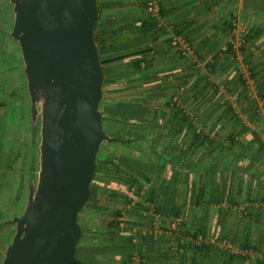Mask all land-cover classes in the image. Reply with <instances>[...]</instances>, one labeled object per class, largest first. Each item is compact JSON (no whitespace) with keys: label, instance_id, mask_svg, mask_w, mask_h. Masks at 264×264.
<instances>
[{"label":"crops","instance_id":"crops-1","mask_svg":"<svg viewBox=\"0 0 264 264\" xmlns=\"http://www.w3.org/2000/svg\"><path fill=\"white\" fill-rule=\"evenodd\" d=\"M160 1L165 21L174 25L177 33L193 42L204 66L198 67L173 51L168 38L152 25L145 10V0H98L100 12L96 36L105 47L100 59L105 62L109 76L124 78L126 82L121 91L108 92L104 89L103 101L140 105L144 113L131 128L134 131L141 129L137 133L141 139H130L131 144L114 149L113 155L130 159L131 170L139 173L146 196L155 187L153 181L150 183L144 179L145 176L155 179L160 175L167 179L172 175L171 181L164 180L155 188V202L162 203L165 217H169L172 207L181 209L183 213L192 211L195 217L187 221L194 229L201 225L210 228L217 222L223 227V234L228 235L231 233L228 227L234 223L235 217H226L227 211L249 209L257 219L253 217L251 221L237 217L235 224L242 228L231 230V234L244 239V226H264V215L259 214V211H263L260 205L264 201V152L256 151L254 146V150L251 149L250 133L244 134L238 148L230 152L214 150L208 142L197 148L200 143L194 138L191 122H183L175 117V109L170 106V101L178 98L189 117L195 116L200 128L211 138L218 130L230 132L242 128L228 115L226 100L229 93L241 90L242 74L247 69L251 76L255 75L257 86L262 90L264 88V25L259 23L260 16L264 15V0ZM239 23H250L253 31L248 41L242 37V45L235 52V64L229 56L220 57L219 50L238 31ZM137 62H140V68H136ZM0 72V119L3 118L0 123L8 134H12L10 140L0 141V145L6 146L7 152L14 155L10 165L4 168L0 166V174L7 176L5 186L10 188L13 182L8 178V171L19 154L17 146L20 141L13 134L18 127L14 125L17 120L8 119L12 113H4L5 106L11 107L13 104L14 95L4 86L7 72ZM220 86L225 87L228 93H218L215 88ZM242 108L247 109L248 105L242 104ZM244 115L250 119V130L259 135L258 130L264 128V118H257L255 109L244 112ZM170 147H175V150H166ZM142 149L144 154L139 152ZM160 149L163 151L160 152ZM163 152L172 158L164 160ZM249 164L252 168H249ZM18 179L16 198L21 195L23 186V177ZM3 190L6 192L5 188ZM221 200L222 204L219 203ZM136 213L137 219L132 218L136 225L146 228L144 219L149 220L151 225L145 211ZM139 217L143 219L139 220ZM104 223L101 221L100 225L107 226L110 222ZM209 230L208 234L212 235ZM178 242V236H167L163 230L145 238L137 245L144 258L143 264H213L217 258L218 253L216 251L214 254L213 250L193 252L187 257L189 251L185 253ZM119 243L116 241V248L113 244L94 239V246L102 253L107 249L108 252H117ZM253 246H256L253 247L256 251L263 250L257 244ZM242 251H249L253 256L251 250ZM225 254H228L227 251L220 254L219 264L227 263ZM235 256L244 259L236 261V264H242L247 257ZM120 258L113 259L111 264H123ZM257 264L263 263L258 259Z\"/></svg>","mask_w":264,"mask_h":264},{"label":"water","instance_id":"water-1","mask_svg":"<svg viewBox=\"0 0 264 264\" xmlns=\"http://www.w3.org/2000/svg\"><path fill=\"white\" fill-rule=\"evenodd\" d=\"M38 135V173L1 264H77L78 215L91 197L109 136L100 105L105 72L95 40L98 0H8Z\"/></svg>","mask_w":264,"mask_h":264},{"label":"rangeland","instance_id":"rangeland-1","mask_svg":"<svg viewBox=\"0 0 264 264\" xmlns=\"http://www.w3.org/2000/svg\"><path fill=\"white\" fill-rule=\"evenodd\" d=\"M246 6L248 4H245ZM260 25H264V15L262 14L259 19ZM250 24V23H249ZM13 26V7L9 4L8 0H0V70H3L4 72H7L5 77H6V86L8 90L13 93V104L11 107H6L5 106V111L4 113H12L9 115L8 119H12L13 121L17 120V128L16 130L13 131V134L19 139L20 143L17 146V149L19 151V154L16 157V160L12 162L11 165V170L8 171V178L12 179L11 182H13V185L9 188H7L6 182L7 176L5 177V174H0V197L2 198L3 201L0 202V264L4 260L5 257V252L7 250V247L11 244V241L13 239V236L15 234V226L11 224V221L15 217H19L22 215L24 207L27 202V194H28V185L29 182L32 178H37V173H38V157H39V151H38V142H39V135L36 133L34 134V126L31 124L30 120V108H29V98L27 95V84H26V78L25 75L22 71L23 67V59H22V54H21V49L19 47V44L10 36V32L12 30ZM261 35V33H260ZM264 35V32H263ZM7 38V41H6ZM6 41V42H5ZM3 73V72H2ZM1 75V72H0ZM1 78V77H0ZM6 116V115H5ZM3 119V118H2ZM0 119V121H2ZM250 120V119H249ZM0 141L3 143L7 141V139L11 138L12 134H8L5 131V127L3 124L0 123ZM264 127V124H262ZM118 127L116 126V129ZM119 129V128H118ZM106 130H109L108 126ZM257 130V128H256ZM141 132V129L138 130ZM137 130L131 131V134L126 136V134H123V138L126 139H134L135 137L138 136L137 133H139ZM260 133L259 134H264V128L258 130ZM144 132V131H143ZM225 132V131H224ZM31 137L33 135V138ZM225 133H228L227 131ZM34 139V141H33ZM10 140V139H9ZM18 141V140H17ZM128 144H131L128 143ZM133 144V142H132ZM1 146V145H0ZM144 146V145H143ZM124 145L118 142L115 143H104L101 147V155H113L114 149L116 148H123ZM15 149V148H14ZM16 151V149L14 150ZM163 149H160V152H162ZM99 152V153H100ZM141 154H144V149H142ZM164 156V160L171 159V155H168V153H162ZM144 156V155H143ZM14 157L13 153H8L7 152V147L6 146H1L0 147V166L2 168L7 167L10 165L11 159ZM31 167V165H33ZM22 176V193L19 196V198H16V190H17V183H18V178ZM109 179V178H108ZM108 181V182H107ZM105 183L102 184V187L100 189H95L93 195L90 197L89 202L85 206V210L79 215L80 221L79 224L83 226L84 228H100V223L101 221L106 222H111L113 221V217L115 211L121 210L126 213H128V216L133 219H137V213L134 214L133 210H129L126 208V206L122 203L121 199H112L111 197L108 196V193L106 191V186L108 183H110V180H104ZM6 189V192H3V189ZM144 188V193L146 195ZM97 208V209H96ZM221 211V210H220ZM223 211V210H222ZM189 214V215H188ZM139 215V214H138ZM227 216H232L241 218L242 220H248L254 219L253 217L257 216L253 214L252 211L249 209L245 210H229L226 213ZM261 216V215H260ZM195 217V214L192 211H186L183 215V217L179 216L182 220L185 219V223H187L186 227L184 228H179V230L175 229L172 227L173 220L176 218L175 216L170 217H165L162 215V224L161 228L159 229V232L163 230V233H166L167 236H178L179 240L183 239L186 242L190 243L193 245V240H191L192 233L194 234L195 229L193 228V225L191 223H188L187 220L193 219ZM145 218V217H144ZM264 218V217H263ZM139 220H142L143 217H139ZM235 219L233 220L234 223L231 224L228 228L230 229L229 231L232 233L231 230H241L240 227H237L235 224L236 221ZM229 220H231L229 218ZM184 221V220H183ZM241 221V220H240ZM145 224L147 223L146 228H149L151 225L149 224V220L144 219ZM104 223V224H105ZM107 224V223H106ZM133 224H135L133 222ZM264 224V222H263ZM140 227V225H137ZM144 226V225H143ZM142 226V227H143ZM145 228V227H144ZM242 228V227H241ZM100 230V229H98ZM158 232V233H159ZM242 232H244V236H248L249 240L251 242V247L247 250H251V254H246L247 257L245 261H243L242 264H257L258 260V255H255L257 252L260 254H264V237H262L261 233L264 234V226L263 227H257L253 225H246L242 229ZM189 233L190 235L186 234ZM229 233L226 235L229 237L231 240L229 241L233 246H237L238 249H241V239L237 237V234H231ZM239 233V232H238ZM156 234L155 232L153 235ZM234 237H236V241L232 240ZM207 239L213 240V243L209 241L207 245H211L213 248L214 254H216V251L218 253L217 258L214 259L213 264H219V259H220V254L222 251H226L221 245L218 243V240L214 239L213 237L207 235ZM191 240V241H190ZM260 243V244H258ZM254 244H257L260 248L263 250L261 251H256L253 249ZM203 245V244H202ZM234 246L235 249H237ZM240 247V248H239ZM185 250V253L187 251V257L188 255H192L193 252H198L195 248L193 247H185L183 248ZM228 253V251H227ZM245 255V256H246ZM223 257V255H222Z\"/></svg>","mask_w":264,"mask_h":264},{"label":"trees","instance_id":"trees-1","mask_svg":"<svg viewBox=\"0 0 264 264\" xmlns=\"http://www.w3.org/2000/svg\"><path fill=\"white\" fill-rule=\"evenodd\" d=\"M98 8H99V12H100V6L99 5H98ZM151 23L154 26V28L158 32H160L156 28V25L153 23V21ZM230 23H232V22H230ZM252 31H253V28L251 29L249 26L248 32L243 36V38H245L246 41H248L250 39ZM160 33L162 35V32H160ZM95 40H96V43H97V46L99 49V53L101 56L102 54H104L105 47L103 44H101L99 42V38H97V36H96V28H95ZM230 52H231V57L233 58L235 64H237V59L235 56V50H233V48H230ZM100 60H101V64H102L104 72H105V84H104L105 91L107 90L108 92H117V91L124 90L123 87L125 86V83H126L123 80L124 78L118 79V77L109 76L105 70V67H104L105 62L102 59H100ZM135 66H136V68H140V66H141L140 62H137L135 64ZM252 77L255 78V75L252 74ZM241 84L243 85V80L241 81ZM215 90L218 92L217 87L215 88ZM261 91H263V92H261ZM233 92H235V91H233ZM233 92H231V93H233ZM257 92H258V95L264 99V88L262 90L261 88H259V85H258L257 86ZM218 93H220V92H218ZM240 96H241V106H242V104L248 105L247 109L242 108L243 113L244 112L247 113V111H251V109L256 108L255 103L247 98L244 90L240 91ZM226 105H227L228 115H230V117L234 120L235 124H237L238 126H242V128L239 127V128L234 129L228 133H224L222 130H218V131L214 132V135L211 138L210 134L209 133L207 134V132L203 128H201L200 131L197 132V129H196L195 125H193L189 115L185 114V112H184L185 108L183 107L182 104H181V106H182V108H181V107L177 106V104L174 103L173 101H170V106L175 109V117H178V119H180L183 122H191V125H192L191 130H192V133L194 134V138L198 143H200V145L197 148H200L201 145H203L205 142H208L209 145H211V147L214 150L223 149L226 152H230L234 148H238V146L243 141L244 134L250 133L251 140H252V141H250V146H252L251 149H253V146L255 145V143L259 142L260 147L255 148V150L256 151L260 150V151L264 152V144L260 143L259 135L254 133L253 131H251L250 128L243 125L241 119L235 114V112L232 108V105L230 104V102L228 100H226ZM100 110L103 113V127H104L106 133L109 136L119 137V138H123V134L124 135L126 134V136H127V134L130 135L131 131H134V130H131V128L133 126L135 127V122H137V121L139 122V119H137V118L144 116V113L142 112L140 105L137 106V105H133L131 103H124V102H121V103L118 102V103L114 104V103H107L104 100L100 105ZM107 126H108L109 130H106ZM116 126L119 129L118 128L116 129ZM33 131H34V134L37 133L35 128ZM236 138H240L239 141H237ZM139 139H141V136H137L132 140L137 141ZM217 139H221V141L218 142ZM225 139L230 141L229 146H223V140H225ZM166 150L174 151L175 147L174 148L170 147L169 149H166ZM169 161H171V160H169ZM250 161H251V163H253V160H250ZM248 166H250V164ZM249 168H252V166H250ZM131 169H132V165H131L130 159L123 157V156H115V155L103 156V155H101V152H100L98 157H97V162H96V167H95V177H94L93 182L91 184V196L93 195L94 190L100 189L102 187V184L105 183L104 180L107 179V180H110V183H108L106 186V191L108 193V196L111 197L112 199H121L122 203L125 206L127 204H129V201H128L129 190L133 187H136L137 192H141L143 189V184H141L142 182H141L139 173H136ZM159 172L161 173L162 170H159ZM172 172H173V168H172ZM171 176L167 177V179H164L160 175L157 176L155 179H153V178L149 179L145 176L144 179L150 183H151V181H153V183H154L153 185L156 188L157 185L163 184L164 180L171 181L172 180ZM155 188L152 189L153 191H151L150 195H148V196L145 195V203L144 204L139 203L137 205V207L132 209L133 211H131V212H133L135 214L136 212H139V211L140 212L145 211L147 213L148 206L146 205V203L149 202L150 204L155 206L156 210L161 215H163L164 214L163 213V207L161 206L162 203L156 204V202H155V198H154L156 196V191H155L156 189ZM219 203L222 204V200ZM84 210H85V208L80 212V214ZM262 210L263 211H261V212L259 211V214L262 213L264 215V208H262ZM121 212H122L121 210H117V211H115V213H113L114 219L109 224H107L108 227L99 224L100 228L94 229L93 227L92 228L88 227V228L83 229V226L81 225L82 237H81V239L77 245V252H76L77 264H111L113 259H115V258L119 259L120 257H121L120 259L123 260V264H133L132 258H133V255L135 253H139L142 256L141 249L140 248L138 249V246L132 243V240L130 238V236H131L130 233L127 230H125L124 232H120L119 223L117 222L116 219H117V217H119L121 215ZM79 215H78V222L80 221ZM183 215H184V213L182 212V210L177 208V207H172V209H170L169 217L175 216L177 218L179 216L183 217ZM183 220L184 221L181 223L180 228H184L187 225V223H185V219H183ZM130 223L133 224V221H130ZM98 229H100V230H98ZM208 229H210L209 231L211 232L212 235L208 234V232H207ZM222 229H223V227L217 222L213 225H210V228H209V226L205 227L204 225H201L200 227L195 229L194 234L192 233V237L197 239V237L199 235H204L205 237L207 235H209L216 240L226 239V240L230 241L231 239L223 234ZM186 234L190 235L189 233H186ZM94 239L98 240V242L102 240V243L104 241V244H107V243L113 244V246H116V241H118V242H120L119 243L120 249H118L117 252L113 251V253L111 251H109L110 252L109 253L108 249H107L106 251H103L104 253H102V252H100V250L96 249V247L94 246ZM232 240L236 241V239H232ZM248 240H249L248 236L247 235L244 236V239L241 242V246H240L242 250L249 249L252 246L251 242ZM178 245L181 246V248H185V247L190 246V247L195 248L197 251H211V249L213 248L211 245H207V244H203L201 246H194V245H192L186 241L183 242V244L178 242ZM106 247H109V245ZM116 248H117V246H116ZM111 254H112V256H111ZM224 259L227 262L226 264H234V263L236 264V261L244 260L242 258H239V257L231 254V253H228L227 255L225 254ZM141 264H143V263H141ZM194 264H197V263H194Z\"/></svg>","mask_w":264,"mask_h":264},{"label":"built area","instance_id":"built-area-1","mask_svg":"<svg viewBox=\"0 0 264 264\" xmlns=\"http://www.w3.org/2000/svg\"><path fill=\"white\" fill-rule=\"evenodd\" d=\"M145 10L147 15L151 18L153 23L156 25V28L162 32L165 37L168 38L170 43V47L173 49L175 53H177L181 58L190 60L192 63L196 64L198 67H203L204 63L199 58L197 49L192 41L187 39L185 36L177 33L176 28L172 24H168L164 16L162 14V6L160 0H145ZM249 25L247 23H239L238 31L228 39V41L221 47L219 50V56H229L231 59V52L230 48L233 50H238L242 45V37L248 32ZM231 46V47H230ZM245 73L242 74L243 85L240 87V91L244 90L247 98L255 103V114L257 118H264V99L258 95L257 92V83L256 80L251 76L249 70L247 69L244 71ZM218 92L227 94L225 87L220 86L217 87ZM240 91L233 92L228 94V100L232 105V108L235 114L241 119L244 126L251 128V123L249 119L244 113L242 112L241 106V96ZM177 106L181 107V103L179 102L178 98L173 100ZM187 114V111H184ZM189 115V114H188ZM193 125H195L197 132L200 131V125L196 121L195 116H190ZM240 138H236L239 141ZM259 141L260 143L264 144V134H259ZM230 141L225 139L223 140V146H229ZM255 148L260 147L259 142L255 143ZM128 201L129 204L126 205V208L129 210L134 209L137 207L139 203H145V193L144 188L141 192H137V188L133 187L129 190L128 193ZM148 206L147 215L150 219L151 226L150 228L139 227L136 224H131V218L128 216V213L122 211L121 215L117 217V222L119 223L120 232H124L127 230L130 233V238L132 243L138 245L144 238H148L149 236L153 235V233H158L159 229L161 228L162 224V215L156 210L155 206L150 204L149 202L146 203ZM264 208V201L260 205ZM183 220L179 217L174 218L172 227L179 230L181 223ZM183 240V239H182ZM179 240L180 243L183 244L184 240ZM193 240L194 246H201L202 244H207L209 241L213 243V240L207 239L204 235H199L197 239L191 237ZM190 240V241H191ZM218 243L223 247L228 253L233 255H246L249 254V251H242L239 249H235L234 246L226 239L218 240ZM258 255V259L264 264V254L256 253ZM132 261L134 264H141L144 262V258L139 253H135L133 255Z\"/></svg>","mask_w":264,"mask_h":264}]
</instances>
